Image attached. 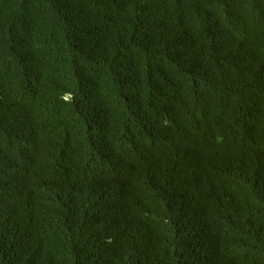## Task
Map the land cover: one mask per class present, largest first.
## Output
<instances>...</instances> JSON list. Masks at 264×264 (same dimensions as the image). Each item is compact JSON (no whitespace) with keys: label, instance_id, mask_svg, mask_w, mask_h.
Returning <instances> with one entry per match:
<instances>
[{"label":"trees","instance_id":"trees-1","mask_svg":"<svg viewBox=\"0 0 264 264\" xmlns=\"http://www.w3.org/2000/svg\"><path fill=\"white\" fill-rule=\"evenodd\" d=\"M0 264H264V0H0Z\"/></svg>","mask_w":264,"mask_h":264},{"label":"bare ground","instance_id":"bare-ground-1","mask_svg":"<svg viewBox=\"0 0 264 264\" xmlns=\"http://www.w3.org/2000/svg\"><path fill=\"white\" fill-rule=\"evenodd\" d=\"M102 127V126H101Z\"/></svg>","mask_w":264,"mask_h":264}]
</instances>
